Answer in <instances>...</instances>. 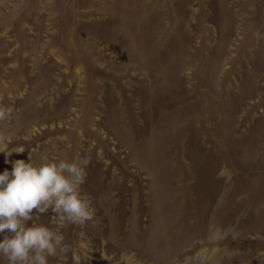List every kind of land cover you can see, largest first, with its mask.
<instances>
[{
	"label": "rangeland",
	"instance_id": "rangeland-1",
	"mask_svg": "<svg viewBox=\"0 0 264 264\" xmlns=\"http://www.w3.org/2000/svg\"><path fill=\"white\" fill-rule=\"evenodd\" d=\"M0 111V173L88 161L49 264H264V0H0Z\"/></svg>",
	"mask_w": 264,
	"mask_h": 264
},
{
	"label": "clouds",
	"instance_id": "clouds-1",
	"mask_svg": "<svg viewBox=\"0 0 264 264\" xmlns=\"http://www.w3.org/2000/svg\"><path fill=\"white\" fill-rule=\"evenodd\" d=\"M8 115L0 111V121ZM5 163H11L12 169L0 173V234H3L0 256L7 264H49V257L66 250L64 236L59 230L38 224L35 217L50 210L54 225L70 223L81 228L93 220L90 202L81 193L88 161L77 156L71 161L45 158L35 164L29 154L28 162L6 158ZM77 235L82 239L86 234L80 231ZM215 239L214 233L209 236L210 241ZM73 264H80L75 253ZM184 264H205V261L197 252L186 257Z\"/></svg>",
	"mask_w": 264,
	"mask_h": 264
}]
</instances>
